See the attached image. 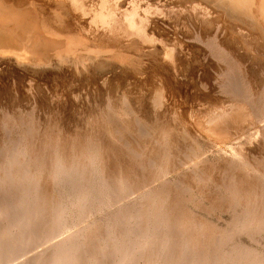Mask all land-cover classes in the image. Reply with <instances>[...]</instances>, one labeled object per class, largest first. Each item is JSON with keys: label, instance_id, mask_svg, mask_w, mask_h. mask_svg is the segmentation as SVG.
<instances>
[{"label": "rangeland", "instance_id": "rangeland-1", "mask_svg": "<svg viewBox=\"0 0 264 264\" xmlns=\"http://www.w3.org/2000/svg\"><path fill=\"white\" fill-rule=\"evenodd\" d=\"M214 1L216 0H200V3H202V8H209L214 5ZM198 3V0H0V15L4 16H0V127L3 129L5 127L6 132L4 137H1L0 133V150L10 137L22 140V142L30 140L31 135L25 136V127L34 129L32 141L35 142L36 147H39L41 142L52 144L53 141L54 143L57 141V144H62V139L70 133L67 136H72V134L74 136L77 133L76 136L89 135L93 139L100 138L98 140L103 142L110 141L106 134H102L104 128L102 124L105 125L103 118L107 115H116L117 118L112 120V124L118 123H115L117 127H120L124 117L136 121L135 123L138 122L141 127L145 125L143 130L147 134H150L156 125L164 122L171 125L176 137L181 133L186 138L185 142H174V134H171L167 147L170 145L169 152L175 156L172 155L170 160L172 163L165 164L161 159V149L160 151L154 148L149 149L152 143L148 147L146 145L143 147L142 144L136 146L137 144L130 136L131 132H126L121 136L122 140L129 142L131 152L133 150L134 155L139 157L138 161L140 159L150 161L152 169L159 172L157 178L159 180L154 181L155 183L150 180V182L144 181L143 183L141 180H136L141 178L129 180H119L112 176L110 178L109 173L113 163L111 157L103 158L97 163L85 162L83 158L77 159V166L72 169L74 172L69 170L73 172L71 173L73 176L68 173L65 179H52L53 183L49 181L50 178L46 177L49 168L44 170L43 167L40 171L41 175H37L35 166L29 167L28 173L24 175L26 181L34 179L30 174L35 172L34 175L39 176V181L43 180L41 183L38 181L39 194L45 197L52 190L53 200L60 202L56 205L54 203V206L58 207L60 213L64 211L58 214L56 210L55 213L58 216L61 215L60 219L55 218L56 222H52L50 216L49 219L46 218L47 222L51 219L50 222L53 223L51 224L55 230L51 233L49 244L65 238L69 242L74 238L76 231L82 229L83 232L90 225L105 226L104 228L117 227L110 230V233L114 230L113 234L111 233V236L114 235L112 236L114 240L121 237V234L123 236L122 231L125 227L130 229L132 226L130 230L135 229L132 234L134 238L138 233L136 228H146L152 224L153 217L156 220V214L152 213V206L145 204L148 190H154L157 194L172 195L175 192L174 188L178 187L183 193L184 208L192 218L213 224L217 235L222 232L230 234L228 240H221V249L223 250L224 247L227 249L223 251L231 250V247L237 245L236 247L239 248L242 246L243 250L249 248L248 251H252L257 258L264 259V231H256L257 233L253 234L243 230V215L249 210L247 203L242 201L230 207L229 202L224 203L223 201V208L218 210L213 209L214 203L212 204L213 198L220 195L221 186H226V183L230 181L229 178L236 181L239 188H244L245 182L255 180L258 182L256 192L259 199H262V193H264L262 191L264 190V174H262L264 173V133L249 130L240 135L237 134L236 138L234 134L242 131L239 124H233V127L235 126L233 128L231 119L229 121L228 118L226 121L228 120L229 124L222 120L219 121L221 124L217 121L214 125L216 122L212 121L226 112L225 108L230 107L233 110L238 98L242 102L247 100V103L255 108L264 105V96H261L264 95V86L256 85L249 79L253 75L257 76L264 67V44L261 45L254 37L248 38L244 31L232 30L227 23L223 22L225 25L222 27L224 28L220 27L222 21L212 12L204 16V10L198 6ZM260 11L255 13L264 14V11ZM246 13L241 15L242 18H245ZM257 18L264 25L262 15ZM217 28H220L223 34L214 38L213 35ZM216 49L220 50L219 53ZM223 50H225L224 53H222ZM213 53H217L218 57ZM228 58L233 60L230 62H236L239 66L242 64L241 68L245 62L244 70L240 68L242 81L221 85L218 82L215 83L214 80H212L214 83H211L201 78L209 74L212 77L216 73L220 75L218 73L224 72L221 66H224L223 62ZM238 58L239 60H236ZM226 65L224 70H228L226 73L230 74V77L233 76L232 71L227 69ZM225 85L226 88H224ZM231 89L232 91L229 92ZM250 93L254 95L250 96ZM233 101L236 103L233 104ZM223 109L225 111H221ZM97 117L103 119V122ZM120 117L121 120L117 122ZM210 118L214 119L210 120ZM159 119L162 121L160 122ZM218 124L222 126L219 125L217 129ZM211 125L214 126L215 131L211 129ZM208 128L211 131H207ZM224 128L228 131L225 132ZM221 130L229 135L221 134ZM216 131H218L217 134ZM211 133L213 135H210ZM219 136L223 139L221 140ZM9 147L5 145L2 149L4 154L7 157L13 154L14 161L16 160L15 162L20 163L21 166L23 163V167L25 162H32L33 155L37 152L28 153L26 151L24 160H21L22 158L16 156V153ZM42 150L46 156L48 151L41 149V153ZM153 150L156 151L155 155L151 152ZM241 157L245 162L241 160ZM116 162H118L121 174H124L123 169L133 164L135 160H130L126 156L118 157ZM96 168H99L102 179L95 176ZM24 176L22 183L26 182ZM165 176L166 178H163ZM14 180L15 177L12 182ZM30 183L27 186L29 193H31ZM146 186L148 189L145 188ZM140 188H143L142 191ZM259 191L262 192L260 196ZM80 196L86 199L79 201ZM81 202L84 204H79ZM239 204L241 206L237 208ZM81 212L83 214L78 215ZM119 215H125V218ZM121 219L125 220L121 222ZM117 222H120L118 226ZM16 224L21 235L22 230L25 232L26 221L18 220ZM1 226L5 227L4 239L6 234V238H9L13 229L9 225L4 226L0 221V228ZM6 228L10 233L6 232ZM117 233L120 236H117ZM187 233L188 231L185 233L186 237ZM24 234L22 235L25 238ZM121 239L119 240L124 244L123 247L127 249L125 244L129 246L132 241L127 238V242L123 243L126 238L124 239L123 236ZM31 243L33 245L29 246ZM31 243L21 244L22 252L15 250L10 256L3 251L0 264H9V261L11 264H30L34 250H41L48 244L38 243V240ZM123 247L121 250L124 249ZM31 249H34L33 253ZM224 263L226 264V261H223ZM138 264H141V261Z\"/></svg>", "mask_w": 264, "mask_h": 264}, {"label": "bare ground", "instance_id": "bare-ground-1", "mask_svg": "<svg viewBox=\"0 0 264 264\" xmlns=\"http://www.w3.org/2000/svg\"><path fill=\"white\" fill-rule=\"evenodd\" d=\"M198 2H199L198 6L202 10H204V12H203L204 16L208 15L207 14L208 12H210V13L212 12L216 18H218L220 21H222L220 27L224 26L225 25L224 23H227V24H229L228 27H230L232 30L234 29L238 32L244 31L247 34L248 38L254 37L255 39H257V41L259 40L261 45L264 44V25H262L260 23L259 18H257V16L262 15V17L264 19V14L260 13V15H258L259 13H257V14L255 13L256 11L258 12L260 10L264 11V10H262V9H264V0H216L213 2V4L215 6L214 5L209 6V8L208 7L202 8V3H200V0H198ZM244 12H247V13L244 14L245 18H242L241 15ZM255 15H257V16H255ZM0 16H2V15H0ZM2 17H4V16H2ZM129 25H131V24H129ZM222 28H224V27H222ZM135 31H136V29H135ZM212 33H214V32H212ZM220 34H223V33H221L220 28H217L213 37L214 38L216 36L220 37ZM219 40H222V39H219ZM225 41H226V39H225ZM210 44H211V42H210ZM213 48H215V47H213ZM225 48H226V46H225ZM218 49H219V46H218ZM218 51H220V50H217V52ZM224 51L225 50H223L222 53H224ZM215 54L217 55V53H215ZM227 55H226V57H227ZM217 57H218V55H217ZM231 60L232 59L228 58L227 61H225L223 63H225L224 66L228 63L226 65L227 69L229 68L230 71H232L231 74L233 76L230 77L229 76L230 74L226 73L228 70L227 69H226L227 71L224 70L226 67L218 64L224 68L223 69L224 72L221 71L222 73H218L220 75H217V73L215 75V73H214V75L216 77L215 76L212 77V75L209 74L210 76L207 75V76H204L201 78L203 80L209 81L211 83H214V82H212V80H214L215 83L218 82L221 85L223 83L229 84L230 82L237 83L239 81H242V76H240V73H241L240 72V68H241L240 66L242 64L239 66L238 64H236V62H234V63L230 62ZM236 60H239V58ZM175 61H177V60H175ZM238 63H239V61H238ZM243 63H244V66L241 69L244 70L245 62H243ZM228 65H229V67H228ZM263 65H264V63H263ZM217 68H219V66ZM243 72H245V71H243ZM249 79L252 83H254L256 85L264 86V67H263L262 71L257 74V76L253 75V76L249 77ZM216 80H219V81H216ZM226 87L227 86L225 85L224 88H226ZM231 88L233 89V87H231ZM248 88H249V86H248ZM220 89H222V88H220ZM232 89L229 90V92L232 91ZM256 89H255V91H256ZM234 90H236V89H234ZM244 92H246V91H244ZM253 92H254V90H253ZM212 94H214V93H212ZM253 95L254 94H251L250 96H253ZM225 96H226V93H225ZM257 96H259V95H257ZM261 96L263 97L264 95H261ZM223 97H224V95H223ZM255 98H257V97H255ZM223 99H225V98H223ZM234 99H235V97H234ZM239 100L240 99L238 98L237 103L233 101V104L236 103V104H234L233 110L230 107L225 108L226 112L222 113L221 115H219L220 112L218 110L219 117L216 118L215 120H212L217 116V114L214 113V114H216V116L213 114V116H215V117L210 118V120H212L214 123L216 122L214 124V125H216L217 121L218 122L222 121V120L226 121V119L228 118V120L231 119L232 127H233V124L234 125L239 124V126L242 127L243 132L241 131V133H235L234 136L236 135V138L238 137L237 134L240 135V134L244 133L245 131H249V130H254L255 133H262L263 134L264 133V105L262 107H256L255 108L250 103H247V100H246V102H242ZM251 101H253V99ZM221 102H223L222 99H221ZM228 102H229V100H228ZM227 103H226V105H227ZM230 104H232V103H230ZM215 107H217V106H215ZM227 109H229V110L227 111ZM123 110H125V109H123ZM221 111H225V110L223 109ZM123 112L124 111H122V113ZM115 116L116 115H114V116L113 115H109V116L107 115L103 118L105 121V125H104V123L102 124L104 126V128H103V133L102 132L101 133L106 134L110 140V141L106 140V142L98 140V139H100L98 137H97L98 139H95V138L93 139L92 137H89V135L79 134L76 136L77 133H75L74 136H73V134H72V136H67V135H70L71 133L70 134L66 133L67 134L66 137H64L63 139L61 138L63 140L62 144H57V141L55 143L53 141L52 144L49 142H46L47 144L44 142H41L42 144L39 147L38 146L36 147L35 142L32 141L34 139V129L33 128L29 129V128H26L25 126H24L25 127V129H24L25 136L29 137L31 135L30 140L28 139L27 142H22V140L16 139L14 137H10L8 139L7 143L4 142V145H2V146H4V147H5V145L10 146L9 148L12 149L16 153L15 154L16 156H19L20 158H22L21 160H24V158L26 156L25 155L26 151H28V153L29 152L34 153L35 151H37V152L35 153V155H33L32 162H25V165L23 167V163L21 166L20 163L15 162L16 160L14 161L15 158H12L13 154L11 157H9V156L7 157V155L4 154V151L2 150L4 147L0 150V166H1L0 167V170H1V174H0V221L3 222L4 226L9 225L13 229V232H11L12 233L11 234L8 231L9 229L6 228L7 229L6 232L8 231L7 233H10L9 234L10 237L8 235L9 238H6V236H7V234H6L5 239H4L3 232H4L5 227L2 228V226H1V228H0V256L3 255V251H5L8 256H10L15 250L16 251L21 250V247H20V246H22L21 244L26 243V245H28L31 242L34 243L35 240H38V243L43 242L46 244L50 241V239H51L50 236L52 237L51 233L54 230V228L52 227L53 226L52 222L53 221L56 222L55 218L58 220V219H60V216H61V215L58 216L55 213L56 210L58 211V209H57L58 207L57 206L55 207L54 203L56 205L57 203L59 204L60 202H56L57 200L56 201L53 200V197L51 195L52 190L48 195H45V197L39 194V191H38V190H40L39 185H38V181H39L38 177L39 176L38 177H36V176L38 174L41 175L40 171L43 169V167H44V170L46 168H49L48 169L49 172H46V177L50 178L49 181L51 183H53L52 179L53 180L59 179V178L65 179L66 177H68V175H69L68 173H70V176H73L71 173L74 172L72 169H75V167L77 166L76 165V161H78L77 159L83 158L86 160L85 162L89 163V161H94L95 163H97V162L102 161L103 158L106 159V157H111L113 163H112V168L110 169V173H109L110 178H111V176L115 177L116 179H119V180L120 179L129 180V179H133V178H141V179H136V180H141V183H143L144 181H147V182L156 181L157 182V180H159V179H157L159 176V172L157 170L152 169L153 167H152L150 161H143L142 159H140L138 161L137 159L139 157L137 155H134L135 153L133 152V150L131 152L132 148L130 147L129 142L125 141L124 139L122 140L121 136L123 134L125 135L126 132L127 133L131 132L130 136L132 139H134V141L133 140L132 141L135 144H137L136 146L142 144L143 147H145V145L148 147L152 143L151 144L152 146L149 147V149L151 148V150H152L154 148L156 151H160V149H161V159H163V163H165V164L172 163L170 160L172 159V155H174L172 152L171 153L169 152L170 151V149H169L170 145H169V147H167V144H168L167 141H169L171 134H174V138H175V140H173L174 142L178 141L179 143H182V142H185V140H186L184 134H181V133H179L176 137L175 133H173L174 132L173 129L170 127L171 125H168L164 122H161L162 120L160 121V119H159V121L161 123L159 125H156L153 128L154 130L151 133L149 132L150 134H147V132L145 130H143V127L145 125L141 127V125L138 122L135 123L136 121L125 119V117L122 120H121V117L118 118L117 122L119 120H121L122 124L120 125V127H117L115 125L116 122L114 124H112V122L114 121L113 119L117 118ZM121 116H124V115H121ZM128 118H129V115H128ZM223 118H225V119H223ZM98 119H100V118H98ZM103 119L102 120L100 119V120L103 122ZM98 122H97V124H98ZM204 123H206V122H204ZM219 123L221 124V122H219ZM95 124H96V122H95ZM116 124H118V123H116ZM220 124H218L216 126V128ZM224 124H225V122H224ZM227 124H229V123L227 122ZM172 125H174V124H172ZM208 125H210V123ZM220 126H222V125H220ZM100 127H101V125H100ZM209 128H208V130L207 129L206 130L211 131V129H212L213 131H215V128L213 125H211V129H209ZM224 129H226V128H224ZM177 130L179 131L180 129H177ZM222 130H221V132H222ZM6 131H7V129H6ZM207 131H206V133H207ZM226 131H228V130L226 129L225 132ZM223 132H224V130H223ZM223 132L221 134H226ZM237 132H240V131H237ZM0 133L2 134L1 137H4L6 135L5 127H4V129H3V127H0ZM63 133H64V131H63ZM217 133H218V131H216V134ZM220 133H219V135H220ZM64 135H65V133H64ZM210 135H213V134L211 133ZM226 135H229V134H226ZM99 136H101V135H99ZM233 137H232V139H233ZM219 138H220V136H219ZM220 139L222 140L223 138H220ZM226 139H229V138L226 137ZM2 140H4V139H2ZM217 140H218V138H217ZM135 141H137V143ZM173 141H171V142H173ZM227 141L228 140H226V142ZM148 142H149V144H148ZM213 142H215V141H213ZM48 144H51V145H48ZM261 147H263V146L261 145ZM6 148H8V147H6ZM41 149H45L46 151H48L46 156L44 155L45 153L43 150H42V153L40 152ZM190 149H191V147H190ZM156 151L153 150L151 152H152V154L155 155ZM190 152H191V150H190ZM140 154H142V153H140ZM126 156H128V159H130V160H135L136 163L135 162L133 164L129 163L130 165L123 169L124 174H121L120 169H118V162H116V160L118 159V157L122 158V157H126ZM174 156H173V158H174ZM186 156H184L185 158L184 157L183 158L186 159ZM158 157L160 158V155H158ZM16 158H18V157H16ZM241 160H243L242 157H241ZM17 161H18V159H17ZM193 162L194 161H192V164H193ZM180 164H179V167H180ZM32 165L35 166L37 175H34L35 172H34V174L33 173L30 174V175H32V178H34V179H31V180L27 179V181H26V179H25L26 175L25 174L28 173L27 170L30 169L29 167L32 168ZM90 165H92V164H90ZM193 165H190V166H193ZM251 166H252V164H251ZM98 167H99V164H98ZM193 167H195V166H193ZM93 168H95V166ZM248 168H250V167H248ZM69 170L70 171L72 170L73 172H70ZM232 170H233V168H232ZM242 170H244V168ZM108 172H109V170H108ZM176 172H177V170H176ZM12 174H14L15 176ZM66 174H67V176H66ZM95 174H96L95 175L96 177L98 176L99 179H102V177H101L102 175L100 173L99 168L98 169L96 168ZM111 174H114V175H111ZM262 174H264V173L262 172ZM122 175H124V176H122ZM136 175L139 177H135ZM235 175H236V173H235ZM23 176L25 179L24 181H26L24 183H22V181H23L22 177ZM230 176H228V177H230ZM14 177H15V180L12 182V179H14ZM82 177H83L82 179H84V176H82ZM223 177H224V175H223ZM163 178H166V176ZM233 178H235V177H233ZM243 178H244V176H243ZM231 179L229 178L230 181H228V184L226 183V186H221L222 188L219 187L220 188V191H219L220 195H217L212 200V204L214 203L213 209L216 208L218 210V209L223 208V201H224V203L229 202L230 207H231V205L233 206L234 203L238 204V203L244 201L247 203L249 210H247V213H245L243 215L244 218L241 217L244 219L243 223H242V224H244V227L241 226V227H243V230H245L248 233H253V234L257 233L256 231H258V232L264 231V218H262V216L264 215V201H263L264 200V193L259 191L260 192L259 196L262 193V199L261 198L259 199V197L257 196L258 194L256 192L257 191L256 189L258 187V182H255V180H254V182L248 181V182L244 183V185H246V186H244V188H239V186L237 187L236 181H234V180L232 181ZM164 182H165V179H164ZM28 183L31 184V187H30L31 193H29V191H27ZM242 184H243V182H242ZM133 185H135V184H133ZM119 187H121V185ZM145 188H147V186ZM79 189H80V187H79ZM142 189H141V191H142ZM174 189H175V192L172 195H168L167 193H158L157 194L154 192V190L153 191H149L150 189L148 190V193H146V199H145L146 203L145 204L148 203L149 205L152 206L153 212L152 211L151 212L153 214L154 213L156 214V220L152 214L153 220H152V222L150 221L152 224H150V225L148 224L149 226H147L146 228L145 227H139L140 229L136 228V230L138 229V233H137V236H135L134 238H133L132 234L134 233L135 229L130 230L132 226L130 227V229H128V227L127 228L125 227V229L123 228L124 231H122V230L121 231L123 232L124 239L126 238V240H123V243L127 242V238L130 239V241H132L129 246L127 244H125L127 246V249L124 248L125 246L123 247L124 244H122V241H121L122 240L121 237L123 238L122 234H121V237H119L117 240L113 239L112 236H114V235L111 236V233L114 230L111 231V233H110V230L114 229L115 226H113V225H115V224L112 225L113 227H110V228L107 227L109 229L104 228L105 226L101 227V226H95V225L91 226L90 225L88 227L86 226L87 228H85V230H83V232H82V229H80L81 231H76L74 238L71 237L72 240L71 241L69 240V242H67L68 240L66 241L65 240L66 238H65V239H62V240H59L56 242L54 241L53 244H51L52 242L50 244L48 243L47 247H45L41 250L35 251L33 249L34 254L31 255V258L28 257L31 260L30 264H138L139 261H141V264H221V263L223 264V261H226V264H264V259L261 260V259L257 258L252 251L251 252L248 251L249 248L247 246H245V248L247 247L248 250L245 248H244L245 250H243V248H241L242 246L239 248V247H236L237 246L236 245V246L231 247V250L229 249L230 251L229 250L223 251L224 249L225 250H227V249L225 247L223 250L221 249V244H222L221 240L222 241L228 240L227 238L230 234L228 235L227 233L222 232V233H218V235H217V233H215V229H214L213 224L201 222L197 219L192 218L190 216L189 212L186 211L184 208L185 200H184L182 191H180L178 187H176ZM28 190H29V187H28ZM120 191H122V190L120 189ZM262 191H264V190H262ZM26 192H28L29 195H27L28 193L25 194ZM136 193H138V192H136ZM139 194H141V193H139ZM123 197H125V196L123 195ZM116 198H118V197L116 196ZM141 198H142V196H141ZM83 199L84 198L82 196H80L79 201H81ZM79 204H84V203L81 202ZM79 204H78V206H79ZM257 205H258V207H257ZM239 206H241V205L239 204L237 206V208H239ZM247 206H245V207H247ZM237 208H235V209H237ZM141 209H142V205L140 207V210ZM161 210H163V211H161ZM228 211H230V209ZM58 212H59L58 214H62L64 211L62 213H60V210H59ZM55 214H56V216H55ZM80 214L82 215L83 213L81 212L78 215H80ZM87 214H88V212H87ZM209 214H211V213H209ZM49 216L52 219V220L50 219L52 222H50V220H49V222L46 221V218L49 219ZM119 216L121 218H125V215H119ZM158 216H159V219H157ZM152 217H150V218L152 219ZM87 219H88V217H87ZM238 219H237V222H239ZM18 220H22V221L25 220L26 221L25 228L23 227L25 229V232H24V230L21 229L23 231L22 234L26 233V234H24L27 236V237L25 236V238L23 237L22 234L21 235L19 234L21 231H19V228L17 227V224H16ZM124 220L125 219H121V222H123ZM43 221H45V223ZM72 223H73V221L71 222V224ZM105 223H106V221H105ZM116 224L118 226V224H120V222L119 223L117 222ZM235 225L237 226V224H235ZM115 228H117V227H115ZM218 230H219V228H218ZM186 231H188V233L186 234L187 237L185 236ZM240 231L245 233L241 229H240ZM124 232H126V234ZM118 235H119V233H117V236ZM240 235H241V233H240ZM252 237H253V235H252ZM254 237H255V235H254ZM119 239H121V240H119ZM229 240H230V238H229ZM24 241H25V243H24ZM225 243H226V241H225ZM31 245H33V244L31 243L29 246H31ZM38 246L39 245H37V247ZM122 247L124 249L121 250ZM35 248H36V246H35ZM33 250H32V253H33ZM21 252H22V250H21ZM29 253H31V252L29 251ZM259 257L262 258L261 255ZM11 260H13V259H11ZM8 261H6V262H8ZM9 262H10L9 264H11V261H9ZM22 262H24V261H22ZM20 264H26V263H20Z\"/></svg>", "mask_w": 264, "mask_h": 264}]
</instances>
